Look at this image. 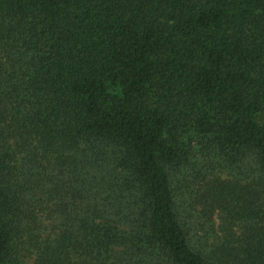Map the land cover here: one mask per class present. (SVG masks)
Listing matches in <instances>:
<instances>
[{
	"label": "trees",
	"instance_id": "16d2710c",
	"mask_svg": "<svg viewBox=\"0 0 264 264\" xmlns=\"http://www.w3.org/2000/svg\"><path fill=\"white\" fill-rule=\"evenodd\" d=\"M28 262L264 264V0H0V264Z\"/></svg>",
	"mask_w": 264,
	"mask_h": 264
},
{
	"label": "rangeland",
	"instance_id": "374dc122",
	"mask_svg": "<svg viewBox=\"0 0 264 264\" xmlns=\"http://www.w3.org/2000/svg\"><path fill=\"white\" fill-rule=\"evenodd\" d=\"M183 202L182 198L180 197ZM184 199V198H183ZM182 219H185V223H187V230L190 233V237H192V241L196 247H206L208 251H212L214 246H217L218 242H220V238H222V232L219 228V222L216 217H213V222L208 218L202 217L198 212L191 213V217L188 216L187 211L181 209ZM234 234L239 232L238 229L231 228ZM28 264H30L28 262Z\"/></svg>",
	"mask_w": 264,
	"mask_h": 264
}]
</instances>
